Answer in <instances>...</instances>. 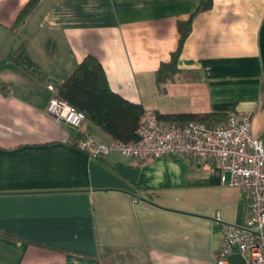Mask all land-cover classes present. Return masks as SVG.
Masks as SVG:
<instances>
[{
    "label": "crops",
    "instance_id": "crops-1",
    "mask_svg": "<svg viewBox=\"0 0 264 264\" xmlns=\"http://www.w3.org/2000/svg\"><path fill=\"white\" fill-rule=\"evenodd\" d=\"M29 1L0 0V264H216L226 225L249 216L247 192L209 160L94 157L82 137L114 140L47 106L94 56L146 112L229 108L264 138V0H211L197 14L203 0H42L14 29ZM194 14L178 71L158 81ZM22 45L42 75L10 60Z\"/></svg>",
    "mask_w": 264,
    "mask_h": 264
},
{
    "label": "built area",
    "instance_id": "built-area-1",
    "mask_svg": "<svg viewBox=\"0 0 264 264\" xmlns=\"http://www.w3.org/2000/svg\"><path fill=\"white\" fill-rule=\"evenodd\" d=\"M48 88L55 92L52 85ZM47 112L76 130L87 120L83 112L56 96L49 101ZM252 126V115L248 113H232L221 124L190 121L178 125L160 120L147 111L133 142L102 143L84 136L79 147L98 158L117 152L128 158L176 156L214 162L223 182L247 192L250 199L246 222L226 225L216 264H232L230 258L237 254L245 264H264V138L254 136Z\"/></svg>",
    "mask_w": 264,
    "mask_h": 264
},
{
    "label": "trees",
    "instance_id": "trees-1",
    "mask_svg": "<svg viewBox=\"0 0 264 264\" xmlns=\"http://www.w3.org/2000/svg\"><path fill=\"white\" fill-rule=\"evenodd\" d=\"M42 0H30L20 12L14 29L23 25L35 12ZM211 8V0H203L195 14ZM195 14L186 22L179 24L180 41L178 49L172 54L171 62L159 69L158 81H167L177 71L182 48L192 32ZM10 60L34 76L43 74L41 67L28 55L25 46L10 56ZM56 97L67 102L86 115L88 121L97 125L114 141L131 143L137 137L140 121L146 112L141 104L133 103L115 93L109 85L106 72L94 56L86 57L67 80L56 90ZM232 114L231 109L221 108L203 114H155L160 120L178 125L190 121L211 124L226 122ZM103 159V158H99Z\"/></svg>",
    "mask_w": 264,
    "mask_h": 264
},
{
    "label": "water",
    "instance_id": "water-1",
    "mask_svg": "<svg viewBox=\"0 0 264 264\" xmlns=\"http://www.w3.org/2000/svg\"><path fill=\"white\" fill-rule=\"evenodd\" d=\"M230 262L232 264H245L244 260L242 259V257L240 255H233L231 258H230Z\"/></svg>",
    "mask_w": 264,
    "mask_h": 264
}]
</instances>
